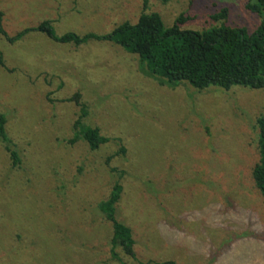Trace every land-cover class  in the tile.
<instances>
[{"label": "rangeland", "instance_id": "374dc122", "mask_svg": "<svg viewBox=\"0 0 264 264\" xmlns=\"http://www.w3.org/2000/svg\"><path fill=\"white\" fill-rule=\"evenodd\" d=\"M250 0H0L14 39L45 21L57 36L111 33L146 13L184 30L223 24L253 32ZM227 8V21L213 16ZM0 115L23 163L0 143V264H120L99 203L122 176L118 217L135 232L139 262L264 264V201L252 176L259 160L264 89L166 83L110 42L58 43L38 32L0 34ZM81 93L87 123L115 140L98 151L72 146ZM125 146L127 154L119 155ZM112 168H118L114 172ZM153 264V263H152Z\"/></svg>", "mask_w": 264, "mask_h": 264}, {"label": "trees", "instance_id": "16d2710c", "mask_svg": "<svg viewBox=\"0 0 264 264\" xmlns=\"http://www.w3.org/2000/svg\"><path fill=\"white\" fill-rule=\"evenodd\" d=\"M167 4L172 0H160ZM247 11L262 18L261 24L253 32L247 28H234L225 24L202 31L184 30L182 27L191 20L188 14L182 13L170 27H166L161 16L157 13H146V5L136 24L129 22L118 26L114 31L105 35L68 33L57 36L52 22L45 21L38 27L24 33L38 32L62 44L82 46L90 40L110 42L123 48L126 52L136 55L146 64L149 73L162 79L163 83L186 82L193 88L203 91L209 87H219L230 91L233 87H245L254 90L264 89V0H250L245 5ZM229 10L224 8L213 16L215 21H227ZM3 12L0 10V34L11 43L23 37L11 39L2 30ZM0 66L7 65L0 53ZM63 103H75L79 115L73 123L72 138L66 142L69 145L85 143L91 151H98L103 146L115 140L105 135L99 127L87 123L89 111L82 100L81 93L62 100ZM8 119L0 115V143L9 156L13 169L22 168V157L17 144L7 132ZM259 129L258 152L259 160L253 167L252 176L257 189L264 201V114L257 120ZM125 146H120L118 154L108 158L111 160L126 155ZM119 172L118 168H112ZM116 181L107 198L102 200L99 211L105 221L111 226V258L126 264L124 257L139 262L136 251L134 230L123 223L118 217V207L125 194L122 175ZM178 264L174 260L146 264Z\"/></svg>", "mask_w": 264, "mask_h": 264}]
</instances>
